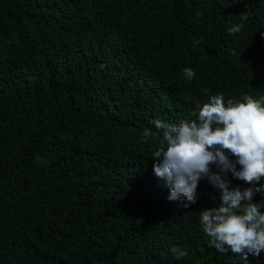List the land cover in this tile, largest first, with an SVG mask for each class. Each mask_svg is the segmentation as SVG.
Wrapping results in <instances>:
<instances>
[{
    "label": "trees",
    "instance_id": "16d2710c",
    "mask_svg": "<svg viewBox=\"0 0 264 264\" xmlns=\"http://www.w3.org/2000/svg\"><path fill=\"white\" fill-rule=\"evenodd\" d=\"M260 32L264 0H0V264H245L200 226L221 192L168 206L147 166L166 146L152 121L264 98Z\"/></svg>",
    "mask_w": 264,
    "mask_h": 264
},
{
    "label": "clouds",
    "instance_id": "9594fccd",
    "mask_svg": "<svg viewBox=\"0 0 264 264\" xmlns=\"http://www.w3.org/2000/svg\"><path fill=\"white\" fill-rule=\"evenodd\" d=\"M248 15V11L242 13V22L228 33H239ZM260 35L264 39V32ZM183 76L190 82L195 72L184 68ZM242 101L228 99L225 103L224 96L217 94L209 102L197 104L191 113L193 119L182 120L178 126L152 121L155 129H163L166 146H159L152 154L156 162L148 165L147 171L168 206L195 204L199 181L206 185L208 180L218 189L222 204L200 211V226L209 237V247L222 254L230 252L247 264L249 255L264 252V201L254 202L257 193L264 195V185L256 187L264 179V98L244 94ZM143 135L149 138L151 130L145 129ZM213 165L218 173L212 171ZM229 173L251 187L231 188ZM166 209L173 220L181 218L179 212ZM170 251L176 259L188 255L177 246Z\"/></svg>",
    "mask_w": 264,
    "mask_h": 264
}]
</instances>
